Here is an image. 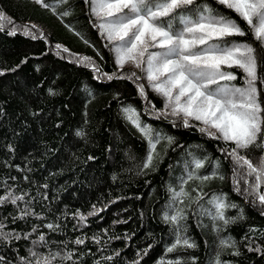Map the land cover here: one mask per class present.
<instances>
[{"label": "trees", "instance_id": "16d2710c", "mask_svg": "<svg viewBox=\"0 0 264 264\" xmlns=\"http://www.w3.org/2000/svg\"><path fill=\"white\" fill-rule=\"evenodd\" d=\"M45 3L50 7L36 0H0V195H24L16 205L0 206V232L12 234L0 239V264H22L21 257L23 264L34 262L30 250L45 257L73 253L71 260L58 258L52 264H159L177 258L181 264H216L217 258L221 264H264V205L245 183L249 176H234L227 156L232 142L201 132L205 126L199 121L189 119L192 126L184 127L182 117L165 109L164 98L148 87L142 74L139 80L127 78L134 71L117 66L85 0ZM198 3L248 31L235 12L216 0ZM13 30L16 34L10 35ZM232 39L257 49V71L264 79V49L251 32ZM224 68L237 76L231 83L245 84L242 71ZM121 76L125 78H116ZM140 84L147 99L138 90ZM256 87L264 106V83L258 80ZM128 115L174 138L171 145L161 140L149 168L142 167L148 142ZM242 154L258 163L264 152L252 148ZM194 157L204 160L205 167L192 168ZM214 170L224 179L188 180L184 190L189 196L175 205L186 216L179 234L195 246L168 253L177 234V225L163 218L165 212L175 214L168 207L170 188L179 191L181 178L187 179L190 171L203 176ZM216 197L236 205L223 210L228 224L213 219ZM23 210L30 214L20 219ZM78 213L86 219L81 221ZM17 234L19 240L12 238ZM40 235L46 246L33 244ZM229 238L234 247H222L220 241ZM77 239L84 243L76 244ZM237 250L239 255H233Z\"/></svg>", "mask_w": 264, "mask_h": 264}, {"label": "snow or ice", "instance_id": "6c2138e0", "mask_svg": "<svg viewBox=\"0 0 264 264\" xmlns=\"http://www.w3.org/2000/svg\"><path fill=\"white\" fill-rule=\"evenodd\" d=\"M36 2L46 8L50 7L45 0H36ZM85 2L90 4L92 15L99 21L95 26L100 29L101 35L114 45L117 66L123 69L125 65H131L145 73L148 87L165 99V109L170 108L171 115L182 117L184 127L192 126L189 124V119L199 121L205 126L199 129L201 132L213 139L231 141L234 147L227 152V156L232 158L234 176L245 179L254 175L256 183L252 187L254 191H258L261 183H264V155L260 156L257 164H253L252 160L242 153L252 148L264 152V106L261 104L256 87L257 81L264 83V79L260 78L257 71L259 67L257 49L251 43L237 42L232 38L245 37L250 31L253 40L264 49V0H216L219 5L235 12L248 26V31L236 20L219 13L208 4L198 3V0H85ZM3 15L0 12V19ZM2 29L3 25H0V30ZM9 34L16 33L13 30ZM24 34L30 33L26 30ZM32 38L36 37L33 35ZM56 47L61 46L56 45ZM222 66L242 71L245 86L221 84V81L230 82L237 79L234 72L222 70ZM132 77L140 79L136 72H132L127 78ZM112 78V76L108 77V79ZM138 90L147 99L145 85H138ZM49 92L54 94L51 89ZM124 111L135 113L134 109H124ZM127 118L148 142V153L142 167L149 168L154 158L159 155L157 145L161 140H166L171 145L174 138L163 136L150 126H142L138 119H133L132 115H128ZM212 129L215 131H211ZM77 135L83 133L78 132ZM190 166L194 169H202L205 167V161L194 157ZM194 178L202 181L213 178L224 179L215 170L203 176L190 171L187 179L181 178L179 191L170 188L173 196L168 207L175 211V214L169 215L165 212L163 218L165 222L170 221L177 225V234L174 243L166 249L168 253H173L182 247L195 246L188 238L179 234L181 230L179 223L186 219V216L183 210L175 208L177 203H183L180 197L189 196L184 190V184ZM236 183L238 184L239 180ZM245 183H247L246 179ZM23 200L24 195H15L9 191L7 195H0V206L6 203L16 205L17 201ZM258 200L264 205V194H260ZM214 202L217 215L213 219L223 220L224 224H228L230 221L225 217L223 210L236 205H226L219 197H216ZM29 214L27 210H23L19 218L23 219ZM95 214L96 212L88 213V215ZM78 215L81 221L86 219L83 214L78 213ZM3 227L4 225L0 224V229ZM46 227L54 229L52 224H47ZM32 231L35 232L36 228ZM251 231L256 230L251 229ZM29 235L31 233L26 234L24 238L27 239ZM11 236V233L0 232V239H8ZM12 238L19 240L21 237L17 234ZM96 242L99 243V240ZM75 243L79 245L84 241L77 239ZM33 244L46 246L45 236L40 235L39 240L33 241ZM220 244L224 248H232L235 241L231 238L222 239ZM253 250L260 251L259 248H249V251ZM232 254L239 255V251H234ZM30 255L36 257V260L27 261V264H52V261L58 258L71 260L73 253L61 255L60 252H56L45 257L30 250ZM106 259L111 260L112 257ZM3 260L4 257L0 256V261ZM21 261L23 264L25 258L21 257ZM136 264L139 262L137 261ZM159 264H181V261L179 258L167 261L162 259ZM216 264H221L219 258Z\"/></svg>", "mask_w": 264, "mask_h": 264}, {"label": "rangeland", "instance_id": "374dc122", "mask_svg": "<svg viewBox=\"0 0 264 264\" xmlns=\"http://www.w3.org/2000/svg\"><path fill=\"white\" fill-rule=\"evenodd\" d=\"M97 23H99L98 20H97ZM113 46H114V45L111 44V49H112V51H113ZM113 54H114V58H115V61H116V56H115L114 51H113ZM124 67L131 68L134 72H136V75L140 76V75L142 74V75L144 76V78H145V73H143L142 71H140V69H137V68H135V67H133V66H131V65H125ZM222 70H225V68H224L223 66H222ZM225 71H226V70H225ZM145 82L148 84V82H147L146 79H145ZM220 83H221V84L228 83V84H230V85H235V86H237V87H244V86H245V84H244V85H239V84H234V83L227 82V81H221ZM213 87H215V86H213ZM164 102H165V99H164ZM167 111L171 113V109H170V108H168ZM201 124H202V123H201ZM202 125H203V124H202ZM213 130H215V129H213ZM252 162H253V164H257V163L254 162V161H252ZM246 180H247V185L250 186V187H252V186L256 183V180H255V176H254V175L249 176ZM252 188H253V187H252ZM257 192H258V196H259L260 194H264V183H261L260 188H259V190H258Z\"/></svg>", "mask_w": 264, "mask_h": 264}]
</instances>
